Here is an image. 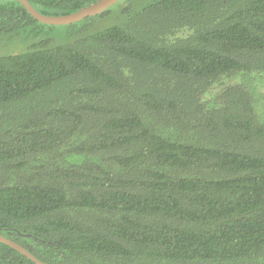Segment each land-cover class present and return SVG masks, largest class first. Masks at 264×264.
Here are the masks:
<instances>
[{
    "label": "trees",
    "instance_id": "trees-1",
    "mask_svg": "<svg viewBox=\"0 0 264 264\" xmlns=\"http://www.w3.org/2000/svg\"><path fill=\"white\" fill-rule=\"evenodd\" d=\"M0 46V234L46 264H264V0L65 26L1 0Z\"/></svg>",
    "mask_w": 264,
    "mask_h": 264
},
{
    "label": "water",
    "instance_id": "water-1",
    "mask_svg": "<svg viewBox=\"0 0 264 264\" xmlns=\"http://www.w3.org/2000/svg\"><path fill=\"white\" fill-rule=\"evenodd\" d=\"M14 1H17L21 5H23V7L26 9L29 15L41 24L52 25V26H65L79 22L89 17L97 16L103 13L104 11H106L107 9H109L110 7H112L115 3L119 2L120 0H97L96 2L91 3L89 6L81 10H78L70 14L58 15V16L43 15L39 13L30 5V3L27 0H14ZM0 243L15 250L16 252L23 255L31 262H33L34 264H46L40 261L39 259H37L35 256H33L23 246L3 236L2 234H0Z\"/></svg>",
    "mask_w": 264,
    "mask_h": 264
},
{
    "label": "rangeland",
    "instance_id": "rangeland-1",
    "mask_svg": "<svg viewBox=\"0 0 264 264\" xmlns=\"http://www.w3.org/2000/svg\"><path fill=\"white\" fill-rule=\"evenodd\" d=\"M24 44H25V42L22 43V46H23ZM8 46H9V45H8ZM9 47H10L11 49H15V48H18L19 46L17 47V44H12V45H10ZM2 49H3V48L0 46V51H2ZM0 53H1V52H0Z\"/></svg>",
    "mask_w": 264,
    "mask_h": 264
}]
</instances>
